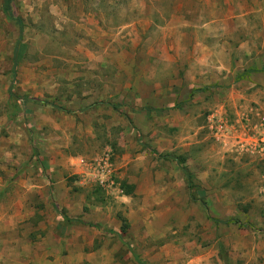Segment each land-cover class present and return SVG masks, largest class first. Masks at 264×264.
Listing matches in <instances>:
<instances>
[{
    "label": "rangeland",
    "instance_id": "374dc122",
    "mask_svg": "<svg viewBox=\"0 0 264 264\" xmlns=\"http://www.w3.org/2000/svg\"><path fill=\"white\" fill-rule=\"evenodd\" d=\"M5 6L0 264H264V0Z\"/></svg>",
    "mask_w": 264,
    "mask_h": 264
},
{
    "label": "trees",
    "instance_id": "16d2710c",
    "mask_svg": "<svg viewBox=\"0 0 264 264\" xmlns=\"http://www.w3.org/2000/svg\"><path fill=\"white\" fill-rule=\"evenodd\" d=\"M4 3L6 4V6L4 7L5 8V11L10 14V17L12 16V20L15 21L19 25V31H21V29H22V21L20 20V18L13 17L12 8L9 6L10 0H4ZM17 43H18V40H17ZM16 54H17V47L14 48V53H13V59L14 60H16ZM252 71H254V72L263 71L264 72V68L263 69H256V68H246V69H243L240 73H238L236 75V80L237 79H240V78H243L245 76H249ZM195 91H197V89H193L191 91V93H193ZM173 158H174L175 162L177 163V165L180 167V169L182 170V172L185 175L187 187L189 189L192 188L193 187L192 174H191L188 166L185 164V158L183 156H179V155H174ZM203 204H204V207H205V210H206V213H207L208 218L214 220L215 222H221V220H218L217 218L210 216V212H209V208H208L207 203L204 202ZM62 214H63L64 218L67 221H71L72 220V218H70L66 214H64V213H62ZM231 220H232L231 218H228V219H225L224 222L228 223V222H231ZM76 221H81V220H79L77 218ZM81 222L82 223H85L83 221H81ZM89 224L90 225H94V226H99L98 224L97 225L96 224H91V223H89ZM127 225H128L127 222L125 220H123L122 221V225H121V231L125 232V230L127 228Z\"/></svg>",
    "mask_w": 264,
    "mask_h": 264
}]
</instances>
